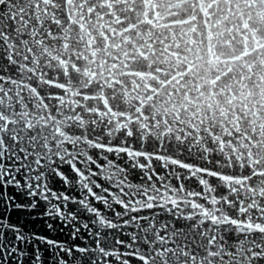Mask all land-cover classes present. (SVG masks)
<instances>
[{"label":"snow or ice","instance_id":"1","mask_svg":"<svg viewBox=\"0 0 264 264\" xmlns=\"http://www.w3.org/2000/svg\"><path fill=\"white\" fill-rule=\"evenodd\" d=\"M0 264H264V0H0Z\"/></svg>","mask_w":264,"mask_h":264}]
</instances>
